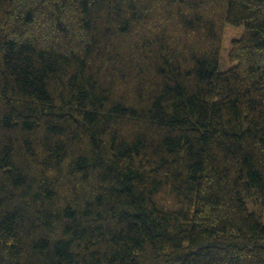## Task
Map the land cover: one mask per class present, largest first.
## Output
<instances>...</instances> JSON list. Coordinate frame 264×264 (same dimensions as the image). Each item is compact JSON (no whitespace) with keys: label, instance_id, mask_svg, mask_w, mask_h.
I'll list each match as a JSON object with an SVG mask.
<instances>
[{"label":"trees","instance_id":"trees-1","mask_svg":"<svg viewBox=\"0 0 264 264\" xmlns=\"http://www.w3.org/2000/svg\"><path fill=\"white\" fill-rule=\"evenodd\" d=\"M0 264H264V0H0Z\"/></svg>","mask_w":264,"mask_h":264},{"label":"rangeland","instance_id":"rangeland-1","mask_svg":"<svg viewBox=\"0 0 264 264\" xmlns=\"http://www.w3.org/2000/svg\"><path fill=\"white\" fill-rule=\"evenodd\" d=\"M243 35V28L242 27H236V26H228L225 32V38L223 43V66L222 70H227V68L230 67L229 63H227V56L229 54V51L232 47V43L234 40H237L241 38Z\"/></svg>","mask_w":264,"mask_h":264}]
</instances>
